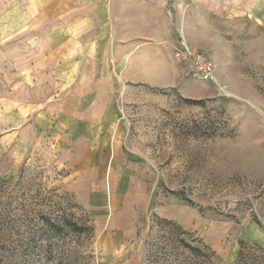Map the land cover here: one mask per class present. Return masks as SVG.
<instances>
[{
  "label": "rangeland",
  "instance_id": "rangeland-1",
  "mask_svg": "<svg viewBox=\"0 0 264 264\" xmlns=\"http://www.w3.org/2000/svg\"><path fill=\"white\" fill-rule=\"evenodd\" d=\"M172 31L166 71L120 73L114 87L121 169L142 193L116 224L135 233L99 230L98 251L58 151L2 139L0 128V264H264V57L246 23L206 7L184 8ZM181 34L214 80L176 61Z\"/></svg>",
  "mask_w": 264,
  "mask_h": 264
},
{
  "label": "crops",
  "instance_id": "crops-1",
  "mask_svg": "<svg viewBox=\"0 0 264 264\" xmlns=\"http://www.w3.org/2000/svg\"><path fill=\"white\" fill-rule=\"evenodd\" d=\"M189 7L246 23L263 61L264 0L0 2L2 139L32 147L44 141L58 151L70 170L69 190L93 217L98 251L99 230L127 238L135 233L115 216L133 213L142 198L121 169L126 125L116 80L121 73L142 81L136 72L152 64L166 71L161 56L174 36L172 24Z\"/></svg>",
  "mask_w": 264,
  "mask_h": 264
},
{
  "label": "built area",
  "instance_id": "built-area-1",
  "mask_svg": "<svg viewBox=\"0 0 264 264\" xmlns=\"http://www.w3.org/2000/svg\"><path fill=\"white\" fill-rule=\"evenodd\" d=\"M174 57L176 61L185 66L188 72L200 80L215 79L213 63L204 52L192 47L183 34H181L180 46L176 48Z\"/></svg>",
  "mask_w": 264,
  "mask_h": 264
}]
</instances>
